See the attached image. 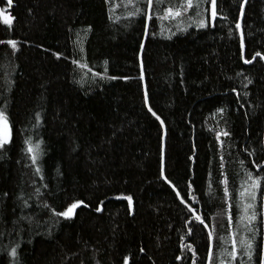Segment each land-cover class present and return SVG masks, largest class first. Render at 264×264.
<instances>
[{
    "label": "trees",
    "instance_id": "1",
    "mask_svg": "<svg viewBox=\"0 0 264 264\" xmlns=\"http://www.w3.org/2000/svg\"><path fill=\"white\" fill-rule=\"evenodd\" d=\"M178 2L165 0L154 10L159 13ZM113 3L120 5L114 15L123 17L126 9L121 0H13L10 8L6 0H0V8L15 18L11 28L0 24V40L19 42L15 52L0 45V105L8 101L12 125L11 143L0 152V249L19 240L20 264H95L93 257L100 264H123L124 255H130L129 264H191V253L181 249L183 236L185 243L193 244L197 264H205L208 230L190 222L193 235H186L185 221H191V214L160 178L163 143L165 176L205 217V223L215 226L213 264H218L219 237L227 235L220 172L229 181L234 224L243 177L239 160L245 159L254 175H264L252 169L257 157L249 158L241 150L250 146L260 155L264 61L257 58L251 65L243 64L238 57V34L229 37L227 28L220 26L223 21L215 28L189 27L169 40L159 35L161 25L176 31V21L154 16L145 38L143 16L116 23L108 19ZM218 10L229 17L235 32L237 5L218 0ZM88 26L91 31L85 35ZM242 28L245 58L251 59L255 51L264 53V0H248ZM78 30L79 45L74 43ZM53 53H61V58ZM73 59L83 60L99 73H104L107 60L106 76L117 79L84 76L86 70L72 64ZM141 63L143 81L139 79ZM237 72L253 80L247 89ZM82 76L84 83H77ZM125 76L129 79H121ZM145 87L148 106L164 121L163 128L147 111ZM232 88L241 93L238 102ZM244 91L248 97H243ZM218 108H224V114L213 117ZM37 111L41 124L32 128ZM210 129L230 133L221 137L223 149ZM27 135L43 141L39 161L43 181L32 167H25L29 160L22 148ZM33 180L37 187H48H41L43 195L30 200V207L21 212L16 197L21 192L25 198L32 195ZM189 182L196 199L187 194ZM121 195L133 197L131 215L127 201L117 199ZM73 200H83L88 207L78 208L72 219L60 218L54 226L49 210L38 207L47 202L62 211ZM263 200L264 181L257 192L258 212ZM97 207L102 210L96 212ZM21 215L33 216V222L19 220ZM256 227L260 230L256 241L264 244L260 217ZM0 264H10L3 252Z\"/></svg>",
    "mask_w": 264,
    "mask_h": 264
},
{
    "label": "snow or ice",
    "instance_id": "2",
    "mask_svg": "<svg viewBox=\"0 0 264 264\" xmlns=\"http://www.w3.org/2000/svg\"><path fill=\"white\" fill-rule=\"evenodd\" d=\"M110 0H105V3H109ZM165 0H121L123 7L126 9L125 15L115 16L114 10L120 5L113 3L111 7H109V16L108 19L113 23L119 22L122 18L125 20H132L135 18H139L141 16L144 17V37L147 38L149 35L148 32V21H151L155 16L156 19L160 21L170 20L176 21L175 27L176 31H172L171 28L165 29L163 24L161 25V29L159 35L165 39H171L172 36L176 35V32H187L189 27H195L197 30H203L207 28H215L217 27L218 21H223L221 24V28H227V35L232 37L238 34L239 44H238V57L239 60L242 61L245 65H251L254 61L259 58L260 61H264V53L261 51H255V53L251 56V59L245 58V35L244 30L242 28V20L245 17V5L248 0H232L233 4L237 5L238 15L234 21V28L230 26L229 17L222 12V10H218V0H179L178 3H169L168 6L160 9L159 13L154 9H158L160 5L164 4ZM9 8L13 5V0H6ZM131 9V10H129ZM14 17L10 14H7V10L5 8H0V24L3 26H7L11 28L14 22ZM85 35L91 31V26L83 30ZM167 32V35H165ZM152 35H156L153 33ZM79 45L82 43L80 39L79 30L77 31V40L74 42ZM0 45L10 46L13 52L18 50L19 42L16 39H7L0 40ZM141 51L145 48L144 40H141L139 45ZM80 51L83 52V48H80ZM57 59L61 58V53H53ZM77 68L81 70H86L84 72V76H87L88 73H91L93 78H99L100 80L111 79L115 80L117 77L106 76L107 73V60L104 61L105 71L104 73H99L93 71L91 67L88 66L86 62L83 60H75L71 61ZM84 76L81 77V80L76 81L77 83H84ZM236 76H243L244 81L242 83V87L247 89L249 85L253 83V80L248 76L244 75L242 72H237ZM144 72H143V64L141 63V72L139 79L141 81L144 80ZM121 79L128 80L129 77H121ZM8 83H11L9 80ZM232 93L236 94L237 102L240 99L241 93L237 91L236 88L231 89ZM243 97H248L249 92L244 91L242 93ZM144 104L147 107V111L151 113L153 117L157 121H159L161 128L164 127V121L161 119L159 115L156 114L153 109L148 106L149 105V95L147 88H144L143 93ZM7 105L8 101L5 100L2 105H0V152L5 149L6 145H9L12 140V125L10 123V117L7 113ZM243 107V104L240 105ZM225 112L224 108H218L216 113H213V117L217 113L223 115ZM35 123L32 125V128H38L41 124V113L37 111L34 116ZM30 131V130H29ZM210 131H215V138L221 149L224 147V141L221 137H230V133L225 129L214 130L210 129ZM163 139V138H162ZM42 139L37 138L33 139L32 135H27L23 139L22 152L28 158L29 163L25 165V167H32L34 169V175L38 176L41 181L44 180V176L42 174V169L39 165L40 158L43 154L42 149ZM195 147V146H193ZM246 156L251 158L256 156L257 159L252 160V169L259 171H264V139L259 141V153L257 156V149L250 148V146H244L241 149ZM3 157L0 156V159ZM189 160H192L193 157H189ZM259 160V162H257ZM239 165L243 170V177L241 179L240 191L238 192L239 200L237 201V207L239 209V214L236 217L235 224L234 218L231 211L232 204L230 203V192L228 188V178L224 175V172L221 171L220 175L224 178L219 181L221 185H223V197L224 203L227 207L223 210L227 219V235L220 236L219 239L221 241V247L216 253V257L218 259V264H264V244H260L256 241V236L259 233V228L256 227V223L258 221V217L264 220V205L261 206L262 210L260 212L257 211V192L262 189V181H264V175L255 174L253 170H250L246 166L245 159L239 160ZM219 168L223 170L225 168V158L223 155L220 156ZM211 176V173H209ZM160 178L164 180L175 192L176 198L180 200V203L184 205L187 209V212L191 214V221H185V227H187V233L189 237L193 235V228L188 227V224L195 223L198 225H203L204 229H207V257L205 264H213L214 252H213V240H214V232L215 226L213 225L211 228L209 224L205 223V217L201 214H198V211L195 207H193L190 203L186 202V200L181 196L179 190H177L176 185L172 183V181L168 180L164 174V149L163 143L161 144V152H160ZM33 194L25 198L24 194L21 192L17 195L16 199L20 202L19 207L21 212H24L25 209L30 207L29 201L34 197L42 196L41 187L47 189V184H42L40 187L36 186V181L33 180ZM209 188H211V184H209ZM187 194L191 199H196L192 194V183L189 182L187 184ZM5 197L7 193L4 194ZM117 199L127 201V208L129 214H132L133 209V197L131 195H121L117 197ZM103 204V201H101ZM87 208L88 205L85 204L83 200H73L71 203H68L62 211H56V209L51 208L47 202H42L38 207H43L48 209L53 220V225L55 223H59V219L63 218L65 220L72 219L76 213V210L80 207ZM101 207H97L95 209L96 212H100ZM15 211V208L13 209ZM19 220H26L31 224L33 222V216L31 215H21ZM18 222V221H17ZM16 223V222H14ZM3 235V233H0ZM21 244L20 241L17 240L12 245L5 249H0V252H3L10 258V264H20L19 259V248ZM230 246V247H229ZM181 249L184 252L191 253V264H197V253L192 243H185L184 237H181ZM139 251L144 252V248L141 247ZM176 260H180L181 256H176ZM95 264H100L99 260L93 257ZM130 255L123 256V264H129Z\"/></svg>",
    "mask_w": 264,
    "mask_h": 264
},
{
    "label": "water",
    "instance_id": "3",
    "mask_svg": "<svg viewBox=\"0 0 264 264\" xmlns=\"http://www.w3.org/2000/svg\"><path fill=\"white\" fill-rule=\"evenodd\" d=\"M247 4V3H246ZM245 7H246V5H245ZM263 204H264V200H263Z\"/></svg>",
    "mask_w": 264,
    "mask_h": 264
}]
</instances>
